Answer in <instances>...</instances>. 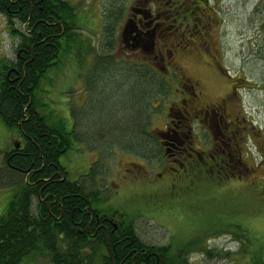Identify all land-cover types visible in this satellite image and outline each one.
I'll return each instance as SVG.
<instances>
[{
    "label": "rangeland",
    "instance_id": "1",
    "mask_svg": "<svg viewBox=\"0 0 264 264\" xmlns=\"http://www.w3.org/2000/svg\"><path fill=\"white\" fill-rule=\"evenodd\" d=\"M71 1L78 6L76 21L81 30L80 38L86 44L87 40L92 42L97 57L90 58L86 53L81 55L80 62L73 56L62 59L47 72L37 93L39 105L45 104L39 108L40 113L49 116L51 123L63 120L67 130H76L79 137L73 142L70 153L61 159L71 177L83 178L82 181L89 184L91 180L95 183L94 173L108 171L107 179L114 183L102 188L112 201L108 207L141 215L136 219L138 233L160 245L169 241L176 247L199 238L200 246H208V252L194 251L192 264H264V0H201L205 4L202 8L189 3L187 6H192L191 10L182 13L170 28L178 36L173 42L179 43L185 36L184 39L203 41L208 46L207 52L178 54L177 57L188 74L201 80L210 96L227 93L233 82L241 80V107L250 127L243 131L248 138L245 162L250 167L243 181L245 184L221 185L206 179L200 183L196 181L190 191L184 193L186 187L181 183L173 188L172 204L168 203L169 189L159 191L160 182L147 187L131 179L126 171L127 164L135 160L142 162L136 152L112 145L120 130L115 128L116 120L109 111H100L126 103L123 93L111 99L115 85L117 89L120 85L116 70L106 71L103 76L94 69L105 60L101 55L110 50L105 49L107 37L102 33L108 24V10H116L117 21L113 28L119 38L128 0ZM115 39L116 36L110 56L113 66L121 70L126 60L117 53ZM18 44V40L6 31L5 19L0 14V59L14 60ZM152 58L148 61L156 62ZM132 62L135 61H131L129 67L131 64L137 66ZM217 62L226 68L229 81H223L215 71L219 68ZM155 99L152 109H155ZM83 101L84 105H80ZM151 127L150 134L158 146L155 136L161 125L153 127L154 132ZM22 141L19 132L9 129L0 119V174L3 176L0 217L6 213L15 194L11 185L4 183V175L9 172L6 152ZM154 199L158 200L157 206L164 199V208L153 205ZM228 231L236 235L223 234ZM255 256L258 257L253 262ZM27 264L50 263L47 257H41Z\"/></svg>",
    "mask_w": 264,
    "mask_h": 264
},
{
    "label": "flooded vegetation",
    "instance_id": "2",
    "mask_svg": "<svg viewBox=\"0 0 264 264\" xmlns=\"http://www.w3.org/2000/svg\"><path fill=\"white\" fill-rule=\"evenodd\" d=\"M189 3H196L197 7L201 8L203 5L205 6L201 0H128L127 9L123 15L124 22L119 30L120 36L118 38L116 33L113 35L117 39V41L115 39L117 53L123 55L121 58L126 60L127 66L121 69L122 72L128 74V71L135 70L138 72L139 80L142 81L145 72L151 71L154 79L164 83L165 91L159 93L155 99V109L149 114L150 119L153 120L152 132H154L155 125V127L161 125L157 129V136L154 135L158 144V154H150L147 157L139 154L138 157L142 163L135 160V162L127 164L126 171L134 182H141L147 187L155 185V182H160L159 191L167 192V188L169 189L168 198L170 200L168 203L171 204L175 198L173 197V188L181 183L186 187L184 193L189 192L196 181L200 183L206 179L221 185L232 183L242 186L245 184L243 182L245 176L250 172V167L245 162V158L248 156V153L245 152L248 138L243 132L244 129L248 130L250 127L247 125L249 120L243 114V107H241V80L233 82L227 93L217 97L210 96L201 80L188 74L178 61V54L187 55L208 50V46L204 45L203 41H191L184 39L185 36L180 38L179 43L173 42L178 36L170 28L182 13L191 10L192 6H187ZM110 10H108V15ZM76 28H78L76 33L79 36L75 39L73 50H66V37L61 38V49L58 52L59 61L73 56L74 60L80 62L81 55L86 53L90 55V58L97 57L96 47L92 46V42L89 40L86 41L87 44L82 42L84 40L80 38L81 30L78 25ZM102 33L108 41L110 37L106 35V32ZM35 45L36 43L31 47L30 59L26 58L24 61L25 58L21 55L23 50H19L16 51L14 60H6L9 64L0 67V87L6 85L10 89L16 88L15 85L19 80L17 65L24 61L22 68L26 73L27 65L34 61L33 48ZM111 48L114 49L115 46ZM111 48L109 52L112 51ZM126 57L132 58L130 60ZM151 57L156 62H149ZM131 61H135L132 63L138 66L129 68L128 65ZM217 65L219 68H215V71L221 75L223 81H229V77H226V68L218 62ZM96 70L94 69V72ZM0 92H2L1 88ZM80 105H84V101ZM29 120L27 116L26 120L21 122L20 128L23 122ZM17 131L23 141L15 143L11 150L6 152V163L21 156L22 150L28 144L23 132ZM70 151L63 157L67 156ZM61 159L60 167L63 171L56 172L60 176L58 181L62 183L68 181L76 186L84 182L83 178L81 180L73 179L70 170L65 163H62ZM130 165H134V167ZM91 171L93 172V168ZM107 175L108 171L94 173L95 183L91 180V183L87 184V188H91V184H93L95 192L100 194L98 201L84 198L86 202L84 210H82L81 201H78V206L72 212V218L80 219L79 222H76L79 228L83 225V215H88L89 222L86 223V231L93 243L99 240V235H107V248L104 250L106 254H104L103 260H98L97 264H173V257L181 262V259L185 258L183 250L174 254L173 244L169 241L165 245H160L141 236L136 229L137 220L135 219L134 227L137 237L145 247L135 248L134 240L124 244L129 240V237L124 235L127 230L122 229V221H129L130 216H135L137 219L141 215L130 214L121 208L116 210L108 207L112 201H109L102 188L113 181L109 182ZM30 185L34 184L30 183ZM177 192L180 193L179 190ZM75 196L79 199L83 198L78 194ZM142 197L144 199L145 196ZM47 198L46 196L42 199V202L43 204L47 202V209L51 210L55 202L49 201ZM163 200L161 199L159 206H157L158 200L154 199L151 202L153 205L155 203L159 209H163ZM60 215L58 219H62L64 216L62 205ZM79 231L83 230L79 229ZM114 234H117V242L112 246L111 237ZM223 234L236 235L232 231ZM101 244L104 242L101 241ZM198 245H200V241ZM146 247H149L150 250ZM196 249H198L197 245L190 248L191 253L188 256L190 262Z\"/></svg>",
    "mask_w": 264,
    "mask_h": 264
},
{
    "label": "trees",
    "instance_id": "3",
    "mask_svg": "<svg viewBox=\"0 0 264 264\" xmlns=\"http://www.w3.org/2000/svg\"><path fill=\"white\" fill-rule=\"evenodd\" d=\"M112 10L109 11L108 24L104 28L106 35L110 37L104 43L105 49L114 46L113 27L117 21V13ZM0 14L5 19L6 31L18 40L17 51L23 50L21 55L25 58L24 61L31 58V47L36 43L33 48L34 61L27 65L26 73L22 68L24 61L17 65L19 80L16 88L10 89L6 85L0 87V119L9 129L23 132L28 142L21 156L6 163L9 172L4 175V183L11 185L15 194L6 213L0 217V264H27L41 257H47L50 264H97L106 254L104 250L107 248V235H99V240L93 243L86 231L88 215H83V225L79 228L76 222L80 219L72 218V212L78 206V201H81L84 210V198L98 201L100 194L95 192L93 184L91 188H87L84 182L76 186L68 181H58L60 176L56 172L62 170L60 159L72 149L73 142L79 137L76 130H67L63 120L51 123L49 116H42L39 108H43L45 104L39 105L37 97L47 72L59 63L61 38L66 37V50L74 49L75 39L79 36L76 33L77 6L71 0H0ZM109 53L101 55L105 60L96 66V72L104 76L106 71L116 70L120 85L118 89L115 85L111 99L114 100L121 93L126 98L123 105L117 104L100 110L109 111L112 119L116 120L115 128L120 130L112 145L117 144L136 152L137 156L157 155L158 146L149 131L152 125L149 114L154 110L151 108L154 99L165 91L164 83L154 79L151 71H146L144 79L140 81L137 71H128L127 74L118 70L113 66ZM5 64L9 62L1 58L0 67ZM126 66L124 64L121 67ZM102 78L99 82H102ZM27 116L30 120L23 122L20 128ZM2 177L0 174V183L3 181ZM77 194L83 198H77ZM46 196L49 201L55 202L51 210L47 209V202H42ZM61 205L64 216L58 219L61 216ZM134 219L136 220L135 216H130L129 221H122V229L127 230V233H123L129 237L124 244L134 240L135 248L140 249L145 246L137 237ZM79 229L83 231L80 232ZM116 237L117 234L111 237L112 246L117 242ZM198 240L174 247L173 253L183 250L185 258L180 262L173 257V264H192L188 256L190 248L196 245L197 251L208 252V246L201 247ZM146 248L150 250L149 247ZM257 257H253V262Z\"/></svg>",
    "mask_w": 264,
    "mask_h": 264
},
{
    "label": "bare ground",
    "instance_id": "4",
    "mask_svg": "<svg viewBox=\"0 0 264 264\" xmlns=\"http://www.w3.org/2000/svg\"><path fill=\"white\" fill-rule=\"evenodd\" d=\"M38 57V56H37Z\"/></svg>",
    "mask_w": 264,
    "mask_h": 264
}]
</instances>
